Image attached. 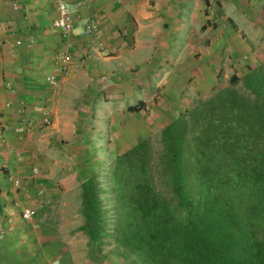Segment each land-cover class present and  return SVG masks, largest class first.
Here are the masks:
<instances>
[{
	"label": "trees",
	"instance_id": "obj_1",
	"mask_svg": "<svg viewBox=\"0 0 264 264\" xmlns=\"http://www.w3.org/2000/svg\"><path fill=\"white\" fill-rule=\"evenodd\" d=\"M89 129L77 231L97 264H264L263 66L170 117L158 149Z\"/></svg>",
	"mask_w": 264,
	"mask_h": 264
},
{
	"label": "crops",
	"instance_id": "obj_2",
	"mask_svg": "<svg viewBox=\"0 0 264 264\" xmlns=\"http://www.w3.org/2000/svg\"><path fill=\"white\" fill-rule=\"evenodd\" d=\"M67 1L76 4L82 0ZM233 1L88 0L80 6L74 31L66 39L53 27L58 0H0V225L9 221L14 225L13 231L0 238V264H97L86 236L81 247L82 236L77 229L82 222L75 225L74 219L80 216L79 174L90 156L83 135L86 126L82 125L90 121L84 115L87 108H104L98 105V99L102 97L108 103V88L117 90L123 87L119 83L136 81L143 74H161L162 68L156 70L162 67L156 51L174 46L181 37L187 27L184 16L188 5H192L193 18L186 36L187 50L197 19H203L201 30L209 31L224 5ZM211 17L213 20H209ZM90 22L97 25L99 40L112 56L102 54L84 36ZM173 24L179 29L175 30ZM17 41L22 45H15ZM135 51L144 60L132 68L127 60L125 67L126 56L132 58ZM147 51L152 53L148 55ZM60 52L70 53L72 69L69 75H60L63 88L54 93L46 78L55 72ZM103 74L108 83H103L102 77V85L95 84L97 90L84 85L96 82ZM9 83L15 92L7 88ZM83 89H91L88 107L83 104L82 98L88 96ZM48 99L52 100L53 126L23 137L16 135L18 118L14 111L24 109L39 119ZM9 102L13 109L6 107ZM17 150L22 152L23 161L18 159ZM35 166L40 174L31 182L28 175ZM11 177L21 178L23 188L15 189ZM40 185L47 189L46 203L31 223H25L21 210L35 205Z\"/></svg>",
	"mask_w": 264,
	"mask_h": 264
},
{
	"label": "rangeland",
	"instance_id": "obj_3",
	"mask_svg": "<svg viewBox=\"0 0 264 264\" xmlns=\"http://www.w3.org/2000/svg\"><path fill=\"white\" fill-rule=\"evenodd\" d=\"M224 7L219 17L209 19L216 21V25L211 24L209 31H202L200 27L203 19L200 22L197 19L193 42L187 50L186 36L193 18L190 14L192 5H188L184 16L187 27L181 37L174 42V46L156 51L159 52L158 61L162 62V67L156 70L162 68L161 74H143L136 77V81L119 83L123 87L117 90L115 87L108 88V103L102 97L98 99V105L102 104L104 108H97L96 105L88 107L86 102H91V89H83L85 94L88 92V96L82 98L84 106L88 107L84 115L90 121L93 119L90 129L87 128L88 123L82 122L89 129L88 132L98 139H109L113 148L117 146L123 149L142 138H151L158 149L161 130L170 117L191 106L195 98L208 96L213 87L227 84L233 75L243 77L249 68L264 67V1L235 0ZM177 24H173L175 30L179 29ZM207 38L209 40L206 43ZM151 53L147 51L148 55ZM133 54L132 58L128 57L129 54L126 56L125 67L128 65L127 60L131 68L144 60L138 52ZM155 68L152 67L153 70ZM102 77L108 80L107 75L103 74L98 76L96 82H86L84 85L90 84L92 90H97L95 84L102 85ZM140 101H144L147 108L141 113H128L127 108ZM74 219L77 220L75 225L83 222L81 215ZM78 234L82 236L80 245L83 247L86 237L82 232ZM113 262L117 261L111 257L106 264Z\"/></svg>",
	"mask_w": 264,
	"mask_h": 264
},
{
	"label": "built area",
	"instance_id": "obj_4",
	"mask_svg": "<svg viewBox=\"0 0 264 264\" xmlns=\"http://www.w3.org/2000/svg\"><path fill=\"white\" fill-rule=\"evenodd\" d=\"M88 0H82L79 3H70L67 0H58V16L53 22V27L61 32L64 38L68 39L70 35L73 33L76 21L79 16V8L83 4H85ZM14 9L18 10L19 6L14 4ZM84 36L86 39L94 45L102 54L109 55L110 51L108 47L100 42L98 27L95 23L90 22L85 26ZM15 45H22L21 41H17ZM72 69V57L69 52H60L56 57V70L54 73L50 74L46 78V83L53 90L54 93L61 91L62 84L60 81V75H69ZM103 80H107L105 77ZM7 88L11 92H15L14 87L9 83ZM8 109H13L12 104L9 102L6 104ZM14 114L18 118V123L14 128V132L18 136H26L30 132L36 129H45L51 128L54 124L53 118V107L52 100H46L44 107L41 111V117L39 119H34L25 112L24 109H18L14 111ZM16 155L20 161H23L22 152L17 150ZM40 174V168L35 166L32 169L31 174L28 175V180L34 182L36 180L37 175ZM11 182L15 189L23 188V181L21 178L11 177ZM46 192L47 189L45 186L40 185L36 190V203L35 205H29L27 207L22 208L20 217L22 221L25 223H31L37 211L40 208H43L46 203ZM17 207L20 206V203L16 204ZM14 230V225L12 222L9 223H1L0 225V238L3 239L9 232Z\"/></svg>",
	"mask_w": 264,
	"mask_h": 264
}]
</instances>
